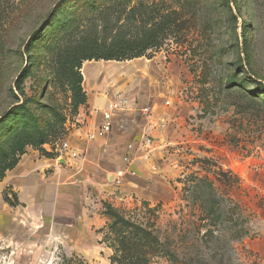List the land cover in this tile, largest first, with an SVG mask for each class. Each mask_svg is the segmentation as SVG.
Segmentation results:
<instances>
[{
  "label": "rangeland",
  "instance_id": "obj_1",
  "mask_svg": "<svg viewBox=\"0 0 264 264\" xmlns=\"http://www.w3.org/2000/svg\"><path fill=\"white\" fill-rule=\"evenodd\" d=\"M160 23L143 56L91 60L89 96L62 66ZM117 91L133 105L102 166L61 154L87 98ZM33 151L55 170L19 163ZM0 264H264V0H0Z\"/></svg>",
  "mask_w": 264,
  "mask_h": 264
},
{
  "label": "built area",
  "instance_id": "obj_2",
  "mask_svg": "<svg viewBox=\"0 0 264 264\" xmlns=\"http://www.w3.org/2000/svg\"><path fill=\"white\" fill-rule=\"evenodd\" d=\"M168 103L169 102L166 101L165 104ZM130 104L132 103L128 101L127 97L117 91L114 94L113 99L103 105L89 106L84 104L80 108L79 113L73 117L71 125L75 129L76 135L86 141L105 138L113 131L116 112L125 109V107L130 106ZM142 112H148V108L144 107ZM149 143L150 140L147 139L144 145L149 146ZM57 150L61 154L66 155L68 158H75L79 156L84 158L83 152L80 151V153H78L76 148L65 139L60 141ZM61 156L62 155H59V157ZM122 161L123 166L116 169L112 175L113 181L117 184H119L122 179L131 177L134 174V169L132 168V158L125 155L122 158Z\"/></svg>",
  "mask_w": 264,
  "mask_h": 264
},
{
  "label": "trees",
  "instance_id": "obj_3",
  "mask_svg": "<svg viewBox=\"0 0 264 264\" xmlns=\"http://www.w3.org/2000/svg\"><path fill=\"white\" fill-rule=\"evenodd\" d=\"M166 28L167 24L165 25L160 23L145 30L139 37L127 39L113 38L108 42L99 41L93 38L85 39L80 44L69 50L62 66L64 68L75 67L79 69L81 68L83 61H121L141 57L148 49L155 47L156 44H158L161 34ZM78 76L81 81L82 75ZM13 166L14 165L5 167V170L11 169ZM3 173L1 176H3Z\"/></svg>",
  "mask_w": 264,
  "mask_h": 264
},
{
  "label": "crops",
  "instance_id": "obj_4",
  "mask_svg": "<svg viewBox=\"0 0 264 264\" xmlns=\"http://www.w3.org/2000/svg\"><path fill=\"white\" fill-rule=\"evenodd\" d=\"M105 63H101V62H93V61H86L82 64V71H83V75H82V86L84 88L85 94L86 96H89V91H91L93 88L98 89V88H105V85L103 83V78L107 75V71H106V65H104ZM90 66V67H88ZM86 83L84 87L83 83ZM93 96V94H91ZM99 98L95 97V98H91L86 100L85 104L87 105H100L99 103ZM103 105V103L101 104ZM114 128V127H113ZM113 133V131H112ZM111 134L107 135L105 138H99L93 141H86L85 139L78 137L76 135V133L73 136V146H79L78 149L83 152L84 154V159L83 161H85L86 157H93L95 156V164L96 166H102V164L100 163L101 161H98V159L103 156L105 154V152H109L110 148H112L110 145L109 146V141L111 139ZM76 148V147H75ZM97 156H96V155ZM94 158V157H93ZM26 163L28 164L27 167L29 166L30 169H36V172L38 173V168H40L42 170V168H46L47 166L52 168V170L54 171L55 169L53 168V158H49V157H44V156H40L37 152L33 151L30 154H24V156H22L21 160L19 163ZM64 162V160H63ZM19 165V164H18ZM19 166H16V169ZM92 167V166H91ZM93 168V167H92ZM15 169V168H14ZM43 169V170H44ZM86 176H88V174H86Z\"/></svg>",
  "mask_w": 264,
  "mask_h": 264
}]
</instances>
